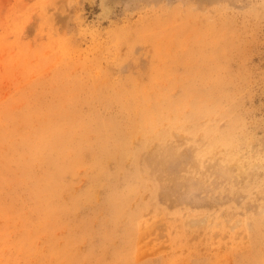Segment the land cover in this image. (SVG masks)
Wrapping results in <instances>:
<instances>
[{
	"label": "rangeland",
	"instance_id": "374dc122",
	"mask_svg": "<svg viewBox=\"0 0 264 264\" xmlns=\"http://www.w3.org/2000/svg\"><path fill=\"white\" fill-rule=\"evenodd\" d=\"M120 33L130 47H116ZM157 69L172 98L185 96L188 75L208 92L213 79L228 81L210 105L222 113L166 123L165 139L137 161L110 164L111 187L132 190L124 212L135 217L111 225L124 212L109 210L108 188L86 164L47 204L37 198L52 166L21 142L49 111L72 108L71 83L102 82L93 88L117 104L112 85ZM232 124L238 158L227 161L233 147L217 135ZM263 250L264 0H0V264H252Z\"/></svg>",
	"mask_w": 264,
	"mask_h": 264
},
{
	"label": "bare ground",
	"instance_id": "6f19581e",
	"mask_svg": "<svg viewBox=\"0 0 264 264\" xmlns=\"http://www.w3.org/2000/svg\"><path fill=\"white\" fill-rule=\"evenodd\" d=\"M129 38L128 33H120L115 37L114 44H116V47L121 45L130 47ZM120 61L124 62V57H122ZM208 63L210 65V62ZM96 65L98 66V64ZM162 72L163 71L157 69V71L152 74H148L146 81H144V79L142 80L140 76L134 77V75L129 74L127 76L128 78L125 79V82H119L112 85L114 91L113 99L117 101V104H114L111 100L105 99L107 95H104V93L101 92L100 87H96V89L93 88L95 83L104 85L102 82L92 81L90 83L88 82L89 85H84L79 80L72 82L68 89V93L70 94L68 100L72 104V108L69 110H62V107L61 110L57 109V112H51L52 110L49 111L44 119H41V123L38 127L29 129L32 133L29 134L28 137L27 135L23 137L21 142L23 147L28 145V148L26 147L27 151L37 155L42 164L52 166L48 173L49 177L48 174L45 173L46 176L44 174L41 179H37V185L34 187L35 191L33 190L36 197L38 198L40 196L39 199H43V202L47 204L50 194L54 195L62 190L61 185L64 182L65 176L68 177L67 173L73 171L76 167L82 164H86V166L89 167L88 170L91 169L95 173V179H93L94 184L100 185L102 183L108 188L105 200L106 206L115 217L120 216L132 197V190H120L119 188L115 189L111 187L115 177L114 174L110 173V164L113 162L116 164L117 160L120 162L126 158L135 159L137 161L138 152L141 148L147 147L152 141H162L165 139L167 133L164 124L166 123L179 124L180 120L184 121L188 116L189 118L187 120L190 121V123H197L203 118L209 119L214 114L223 112L216 108V106L210 108V105L216 100L214 98H222L221 93L224 84H226L228 80L221 78L213 79L209 85V93L208 90L197 89L198 86L195 84L193 86L192 83L194 80L188 75L185 79L192 83L188 84L185 88V96L182 98H172L170 90H163L160 87V80L163 81L165 77V74ZM206 76V79L209 81V77L212 75L206 74ZM202 78L205 79V75H203ZM202 78L200 77V80L204 82ZM144 82H147V84H143ZM83 104H87L90 107V110L86 111L85 109L82 111L81 105L83 106ZM99 104H102L104 109H109L114 105L118 106L120 112L118 113L115 110V115L105 117L100 112ZM218 106L220 109H223V106ZM228 108L229 107H227V109ZM39 110L41 111V109ZM42 112L43 111H41V114ZM231 112L232 110L223 114L229 115ZM32 114L34 117L36 116L34 112H32ZM209 127L211 128V126ZM235 129V125L232 124L227 129V134L217 135L221 140L229 143V145L233 147L230 149V154L226 155L227 161H231L234 157L235 159L238 158L235 149H237L239 143L237 139L235 141ZM209 131H211V129L205 132L207 136L214 134L213 131L208 133ZM211 145L212 143H209V146L207 147H210ZM205 151V154L213 152V150L208 149H205ZM244 174L248 175L250 173L245 172ZM48 180L55 183L52 193L50 192L51 189L49 182H47ZM136 191L138 193L139 189L137 188ZM92 192L94 193V190ZM51 198L53 197L51 196ZM55 201L58 200L56 199ZM71 201L73 202V200ZM60 205L63 204L61 203ZM87 205H89V202ZM51 207L53 206H50V208ZM130 211L129 207L120 217L115 218L111 222V225L116 228L121 221L126 220V217L127 220L133 219L135 213H130ZM50 213L48 214L47 212L45 214V217L48 220L52 218ZM49 222L48 224L50 225ZM252 264H264V250L257 254L255 263Z\"/></svg>",
	"mask_w": 264,
	"mask_h": 264
}]
</instances>
